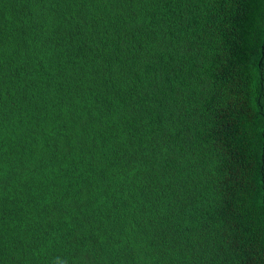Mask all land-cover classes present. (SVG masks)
<instances>
[{
	"label": "trees",
	"instance_id": "obj_1",
	"mask_svg": "<svg viewBox=\"0 0 264 264\" xmlns=\"http://www.w3.org/2000/svg\"><path fill=\"white\" fill-rule=\"evenodd\" d=\"M264 0H0V264H264Z\"/></svg>",
	"mask_w": 264,
	"mask_h": 264
},
{
	"label": "water",
	"instance_id": "obj_2",
	"mask_svg": "<svg viewBox=\"0 0 264 264\" xmlns=\"http://www.w3.org/2000/svg\"><path fill=\"white\" fill-rule=\"evenodd\" d=\"M259 151H260V171H261V190L264 202V47L260 65V87H259Z\"/></svg>",
	"mask_w": 264,
	"mask_h": 264
}]
</instances>
